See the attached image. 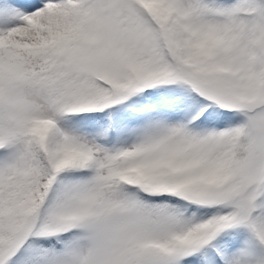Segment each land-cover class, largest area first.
Wrapping results in <instances>:
<instances>
[{"label": "snow or ice", "instance_id": "6c2138e0", "mask_svg": "<svg viewBox=\"0 0 264 264\" xmlns=\"http://www.w3.org/2000/svg\"><path fill=\"white\" fill-rule=\"evenodd\" d=\"M0 264H264V0H0Z\"/></svg>", "mask_w": 264, "mask_h": 264}]
</instances>
